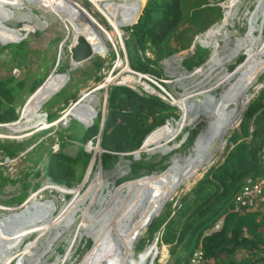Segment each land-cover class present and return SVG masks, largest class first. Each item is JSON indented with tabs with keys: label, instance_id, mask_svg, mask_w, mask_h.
<instances>
[{
	"label": "trees",
	"instance_id": "16d2710c",
	"mask_svg": "<svg viewBox=\"0 0 264 264\" xmlns=\"http://www.w3.org/2000/svg\"><path fill=\"white\" fill-rule=\"evenodd\" d=\"M188 1L147 0L137 22L126 29L128 36L124 40V45L129 65L134 71L159 76L156 69L159 60L163 58L161 51L164 47L174 50L170 41L176 39L175 31L182 23L189 22L197 30H203L222 17V10L211 0H194L191 6L193 14L189 15ZM142 3L144 1L139 0L135 11L124 20L125 22L136 19L139 13L137 12L138 6ZM206 10L213 11V13L210 16L206 15L204 14ZM19 25L21 26L23 23ZM132 48L134 54H132ZM29 52L31 50L28 38L16 43L0 45L1 67H5L7 71H11L12 68H17L20 71L18 77L10 73L0 76V124L16 121L19 117L17 109L23 102L24 95L35 91L45 80V76L36 78L34 77L35 73L32 75L28 70L25 71L28 67L26 60ZM196 57L197 55H193L184 59V66L192 68L203 63L206 58L199 60ZM56 58L55 56L53 63L56 62ZM99 59L93 61L92 67L85 71L88 75L93 74L96 81L101 79L97 74L98 68L101 66ZM63 70V64L59 63L57 71ZM49 81L44 86L50 83ZM76 95L77 92H68L65 87L55 96L58 98L57 100L61 99L66 105L70 100L75 99ZM29 105L25 113L31 112L32 108ZM106 106L107 113L102 128V116L100 115L91 126L84 128L81 125L82 132H75V129L70 125L65 130L57 132L59 151L56 153H53L51 145L44 141L34 143L36 137L22 141L0 140V166L6 158L20 157L24 162L33 163V159L38 157L41 169H36V174L44 172L55 184L72 187L82 179L92 158L91 152L84 151L83 143L89 140L94 143L98 141L103 151L97 160L100 161L103 168H109L117 159V153L138 149L143 139L153 129L164 124L167 120H175L178 117L177 109L160 97L142 91L140 94L126 86H110L107 91ZM94 112L89 111L85 115ZM82 113L83 111L80 113L81 116L77 117L85 121V115L82 116ZM54 116L53 112L50 118ZM164 126L154 130L146 138L144 146L158 136ZM250 127H253L252 132L249 131ZM248 135L252 138L244 140L243 138ZM174 136L171 137V140ZM195 136L196 131L192 130L184 145H192ZM48 139L53 142V138L49 137ZM263 140L264 89L259 91L247 104L238 129H235L229 138V142L235 145L224 152L223 160L217 165L211 166L195 182L190 191L179 200L177 198L172 202H166L159 215L154 217L148 225L149 239L155 232H158L157 245L159 247L165 245L168 249L170 263L168 260L164 264H187L193 251L199 247L202 252L203 264H264V218L257 221L258 214L253 211H232V200L241 191L246 179L256 180L264 176L259 160V149ZM70 141L80 144L74 155H69L62 150ZM195 143H198L197 139ZM175 147H178V144L168 145V152ZM144 156L142 154L139 160L131 162L130 176L132 177L130 178H138L166 167L161 164V161L153 163L151 160L144 159ZM32 168V166H27V170ZM6 179L19 180L17 177L13 179L5 175L0 170L1 186L5 185ZM21 200L19 194L6 201L3 200V202H20ZM50 206L52 204L46 206L45 210L48 211ZM222 216L221 227L216 231L209 232ZM32 229L33 227L30 230ZM15 232L17 231L13 230V232L0 235V245L2 244L0 262L3 261L4 264L10 260L6 253L8 249L15 246L17 253L18 244L27 233H30L27 232L19 238ZM142 242L143 240L140 241V245H136L137 251L142 248ZM154 264L163 263L155 259Z\"/></svg>",
	"mask_w": 264,
	"mask_h": 264
},
{
	"label": "rangeland",
	"instance_id": "374dc122",
	"mask_svg": "<svg viewBox=\"0 0 264 264\" xmlns=\"http://www.w3.org/2000/svg\"><path fill=\"white\" fill-rule=\"evenodd\" d=\"M193 1L194 0H189L188 1L189 3L187 4L189 15L193 14V8L191 7L193 4ZM257 1L258 0H243L238 5H235L236 7L233 6L232 8H230L229 4L227 3L228 2L227 0H211L212 3H216L217 5H220L222 7L221 9H223V10L225 9V11L226 10L228 11V15H225V17H224V19H226V22H227V26L225 27L227 34H226V32H223L224 33L223 35H225V37L227 38V41L229 43L227 45V48L223 49L224 50L223 52H218L217 56L220 59H222V57L225 55V53L229 52V50H231V48L234 47L236 38H242V37L247 36L246 41L243 43V48L246 47L247 52L244 54L243 49H242V51L233 60H228L227 62L224 63V69L228 72H232V73L236 72L237 69L240 68V66H242L243 64L240 65L239 67L237 65L246 61L251 56L252 57L254 56L253 59L251 58L253 61H255L254 59H256L255 62H259L261 64L262 68H264V61H261V62L257 61L259 59L262 60L263 54H264V49H263L264 48V43H263V40H264V4L261 3L262 6L261 7L256 6L257 7L256 8L255 5H256ZM7 2H10L11 4H8ZM14 2H15V4H13ZM70 2L72 4H74L75 6H77L81 10L82 15L77 12V9L71 10L70 7H68L69 12H66V13L72 12L71 14L73 16H77V17L81 16L80 22L84 23L85 27L90 29L92 37L94 38V39H90V41L94 44L95 49L97 51V53L94 55V57H92V59L87 60L85 62H82L80 65H78L76 67L69 65V60H70L69 59V44L72 41L73 32H74L73 26L71 25L69 20L68 21L63 20L61 18V16L56 12L44 11L43 7L38 9L35 6V4L31 6L27 0H21L19 3L16 2L15 0H0V3H1L0 7H2L3 9L9 10V11L11 10L13 12V14H11V18H12L11 20L7 19L4 23L3 20H5L6 18H4L2 20L0 19V40L5 43V42L12 41V40H15L18 38L19 35L16 34L9 27L17 28L22 33L21 34L22 37L24 36L25 38H28L29 49L31 50V52H29L28 56H27L26 65L28 67H27V69H25V71L28 70L30 72V74L35 73V75L34 74H32V75H34V77H36V78H38V76H45L46 79L48 77L52 76V74H51L52 72L57 73V74H59V76L63 77L65 74L63 72L66 71L67 74H65L66 75L65 79L62 80V78H61L62 84H63V81L66 80L65 83L63 84V88L67 87V91L71 92V93L77 92L75 99L70 100L68 102L69 104L67 103L66 105H64V102L61 99L59 101L56 100V99H58L56 96H54V99L57 101V105L53 106L50 103L53 100L49 101V99L46 102H44L45 99L47 98L46 95L48 96L50 94V92L53 90V88L56 87L60 83V77L59 76H55V77L53 76L49 81L50 83H48L46 86H44V84L39 85V87L42 85L41 90H40L41 93L38 94V97L36 99H34L35 102H38V100H40L43 97L42 99H43L44 103L38 104L39 105V111H38L39 113H42L46 110H47V112H51V108H53V112L56 113V116H61L69 108V105L71 102H76L79 99V97L85 93H86V96L87 95L88 96L89 95L95 96L93 99L95 101L92 100L91 103L93 105H95L96 108L98 109V111L100 112L103 109L104 96H105L104 89H102V90L96 89L97 85L100 84V82H99L100 80H102L104 78L105 81L109 80L110 84L113 85V84H117V83L122 82V78L124 76H126V77L130 76L136 80L138 77V75L136 74V71H134L133 69H130L131 67L130 68L128 67L129 63L127 65L128 59H127V56L125 53V49H123L125 46L123 38H125L126 33L121 28H116V30H114V27L112 26L111 22L106 17V14H111L114 12V9L109 6L110 2H117L119 4L122 3V4L127 5L125 0H102L101 2L98 3L99 4L98 10H97V7L94 6V4H91L89 1L70 0ZM63 6L64 5L62 3L61 7H63ZM28 8H29V11H28ZM128 9H130V7H128ZM122 10L123 9L120 7V11H122ZM59 11L62 12V10H59ZM211 13H213V11L206 10L204 12V14L209 15V16L211 15ZM255 13L257 14L255 19H253V18L251 19L250 17L252 16V14H255ZM13 16H15V17H13ZM260 16H262V17H260ZM65 17H66V14H65ZM23 19L27 20V21H24ZM17 20L22 21L23 25L18 26L17 25L18 23H16ZM221 21L222 20L219 21V19H218L217 21H214L213 23H211L212 24V25L210 24L211 26L208 25L209 28H208V26H206L203 30H199V29L197 30V28L189 22L182 23V25H180V27H178L175 31L176 39L173 41L172 40L170 41L171 47H173L174 50L164 47V49L161 51V56L165 57L169 54H172L175 51V48H176V51L179 52V50L186 47V45L188 46V44H191V40L193 38L198 37L201 34L203 35V33L205 31L211 29V27H213L215 25L220 24ZM250 21L253 22V24L251 23L252 30L249 32L248 30H249ZM118 22L125 23V21L122 22L121 19H117V23ZM5 24L8 25L9 27H7ZM24 24H28V25H24ZM116 24H115V27H116ZM261 24H262V27L260 29ZM85 30L86 29L84 28V31ZM116 31H117V33H116ZM202 31H204V32H202ZM200 32H202V33H200ZM118 35L119 36L122 35V37H119ZM110 36L112 37L111 39H110ZM189 38H191V39H189ZM220 38H222V36ZM210 40H211V42H213L212 38ZM218 42H219L220 46L224 45V42H222V43H220V41H218ZM203 44L209 45L206 42H204ZM60 45L62 46L61 47V52H62L61 58L63 61L62 64H63L64 70L63 71H53L52 68H53L54 57H55L56 53L58 52V50L60 49ZM229 45H230V47H229ZM231 45H233V46H231ZM254 46H255V49H254ZM257 46L260 48L259 50L263 49L262 53H255L254 52V50H256ZM198 49H199L200 53H198L196 51L195 56L197 55L199 60H201L200 58H205L208 56L209 51H206L205 49L201 48L200 46L198 47ZM218 50H220V49L218 48ZM190 51L191 52H188L187 55H182V54L181 55L184 57L190 56L193 54L192 53L193 49H190ZM178 52L173 54L169 58L163 60L162 72L158 68L156 70L158 72V75L160 74L159 77L162 76L163 79L171 80L169 82V84H166L165 87L170 92V94L173 95V97H175L176 99H178V97L180 96L178 94L184 95V93L186 92V91H184V88H183L184 86L189 87L190 90H188L187 92H189L188 94H193V95L189 96V98L187 99V102L190 104V109H191L190 112H193L200 105V103H201L200 101L203 102L202 99H203L204 93L202 91H204L205 89L208 90L207 93H209V94L214 93V94L219 95V93L222 89V86H220L216 89L210 90L208 85L210 86V84L214 83L216 80H218L219 78H221L223 76V72H222L223 61L222 60H221V62L216 61V58H217L216 57L214 62L212 63V66L209 68L204 61L205 64L203 63L197 67L198 68L197 70L202 68L201 74H199V75L193 74L190 77H187L186 79L185 78L181 79L179 74H180L182 68L178 65V57L177 56L175 57L176 54L177 55L180 54ZM113 54L116 56H113ZM132 54H134L133 48H132ZM210 54H211V52H210ZM248 56H250V57H248ZM97 58H100L99 60L101 62V66H100V68H98V71H97V74L100 75V77H101V79L99 81H96L94 79L93 74L88 75L85 73V71H88L92 67V65H93L92 62L95 61ZM219 62H220V64H219ZM183 65H184V63H183ZM236 67H238V68L236 69ZM188 69H190V68H188ZM9 72L10 71H7L5 69V67L3 68L0 65V76L7 75ZM256 73H258V72L254 73V71H251L250 73H248L246 75V77L244 78V80L242 79L243 84L244 85L250 84L252 82V75L256 74ZM258 79L260 81L262 80V82H263L264 73ZM136 80H132L131 82L127 80V82L125 84L126 85L128 84L130 86L137 88L138 84L136 83ZM179 80H181V81H179ZM228 82L231 83L232 81H230V80L226 81V86L229 84ZM220 84H222V82ZM182 85H184V86H182ZM138 91H140V90H138ZM249 92L252 93V88L249 89ZM36 93H37V90L34 91L33 93H31V95L29 94L30 96L27 94L24 95V100L19 105V107L17 109V111L19 112L20 118L23 117V111H24L27 103ZM250 93L247 92V94L244 96V98L241 100V102L238 100L240 102L239 106H242L243 111L247 107L248 103H246V102L248 100V97L250 96ZM88 96H87V98H88ZM234 98H236V97H234ZM86 99H83V101H81V102H83V103H84V101L86 102L87 101ZM176 99H174L173 106L177 107L176 111L178 113L177 114L178 117L174 121L171 120L173 123H171V122L170 123L172 124L173 127H171L170 125H166V130L162 134V137L158 138L157 140L154 139V141L149 144L148 149H150V151L145 152L144 153L145 156L143 157L144 159L151 160V162H153V163H158L159 161H161V164L166 165V167L163 169H160V170H156V171L152 172L151 174H149L148 176H144V177L139 178V179H143V178L149 179L153 176H155V178H158V177L160 178L162 175H165L167 172L171 171L168 169L170 167L172 168V166L175 164L173 157L181 158L182 159L181 164L182 163L185 164L183 159L187 158L189 153L192 154L191 158H190V154L188 156V158H190V161L189 162L186 161L187 164L185 167V171L186 170L187 171L184 172L183 174H180V177H177L174 181L171 182V183H173V185H176V187L164 200H166L167 198H170L171 196L176 197L179 200L184 194H186L190 191L191 187L195 184L196 181H198L204 175V172L209 167L215 166L218 163H220L223 160L224 152L230 150L235 145L232 142L231 143L229 142V138L232 135L233 131L235 129H238V127L232 126V128H234V129L229 130V132L225 136L226 142H225L224 148L222 150L219 149L215 153L216 156L214 158L213 163H211V165L205 166L203 169H201L202 163L206 161L207 157H209L211 152L213 153V150L212 149L207 150V148L203 147L202 144H197L195 146L194 150L191 151L194 144H192L190 146H186L184 144L182 145V144H180L179 140H180V138L183 137V135H186L187 130L196 131V137H198V134H200L205 129V127L207 125L206 118L201 116L202 120L198 119L195 122L191 123V125L189 122V118H186V121H184V123L185 122L186 123L183 124L182 127L179 126L180 127V129H179L178 128V125H179L178 121L180 120L181 112H180V108L178 106H175V104L177 103ZM228 100H230V99H228ZM35 102L30 103V105H29L30 108H32L33 103H35ZM203 103L213 110H216V108H218V106H215L214 101L211 102V101H207V99H204ZM220 106H222V105H220ZM28 110H29V108H28ZM89 110L94 111L92 108H89ZM81 111H84V110H78L77 112L74 113V115H76L75 117L79 118L80 120H82V119L80 117H77V116H81V114H80ZM87 112H89V111H87ZM235 112H238V110L233 111L232 116H234ZM242 112L239 113L238 115L234 116V117H236L238 122H239V119H240ZM70 114H72V112H70ZM26 115L27 116H24L22 119H20V121L17 122L14 126L9 125V128H7V127L4 128L3 126H0V132L5 137L11 138V136H13L11 138V140L22 141V140H26L30 137H36V139H35L36 141H34V143L37 144L41 141H44L45 143L52 146L56 140H55V138H53V140H54V143H53L48 139V136H49L48 132H49V130H51V128H49V127L42 128V125L36 124L37 122L36 123L27 122V120H30V119H38L39 120L40 118H37V117L35 118L34 116H36V115L33 116L32 112L31 113L29 112ZM37 115H39V114H37ZM90 115L91 114L88 113L87 115H85V118L87 119ZM181 119H183V118L181 117ZM68 121H69L68 124H65L63 126V128L64 127L67 128V126L70 125L72 128L75 129V132H77V133L82 132V130H83L82 126L80 124H78L76 121H74L73 118L68 119ZM38 122H40V120ZM244 123H245V121H244ZM26 127H31V128L28 129ZM10 128H15V129H10ZM174 129L179 130L178 137L175 140L173 139L168 145L173 146L175 144H178V147L173 148L170 152H166L163 150L160 151L156 147V145L157 144H163V142H165L166 140L168 141L169 138H171L174 135V133H175ZM49 137H51V136H49ZM250 138H252V137H250V135H248L243 139L244 140H250ZM4 140H8V139L4 138ZM79 145L80 144L76 141H70L69 144L63 148V151L69 155H73V153L76 151V149ZM92 147H94V146L92 145ZM92 151H93V156L96 158V160L94 162V165L92 164L93 166L90 168V170L88 168V171H87L88 177H87L86 183L80 189H79L80 186L69 187L68 189H71L72 192H68V193L64 192V190H66L67 188L64 189V188L60 187L59 185H57L55 187L56 184L51 183L49 177H47L44 174V172H40V174H39V172H37V174H36V169H41V167H40L41 164L39 163L40 159L38 157L33 159V163L24 162L23 160H21L22 158H20V157H15L13 159H7L6 158V160L3 162V164H1L2 166H0V170L5 175L10 176L13 179L17 177V178H19V180L14 181L11 179H6L5 185L1 186V184H0V189H1L0 190V206H5V203L2 202V200H7L10 197H16L17 195L20 194V198L23 199L24 196L26 195V193L27 194L28 193H33V194L35 193L34 194L35 196L32 198L35 201H44L47 199V200H50L54 203L55 206L54 207H53V205L50 206L48 211H50L49 215L54 214V216H57L60 213V210H62V208L64 207V205L67 204L66 201H69L71 198H74L73 192L75 193V191L79 189L80 194L78 193L77 196L78 197L81 196V198H83L82 202L78 201V203L75 206V212H74V214H72V217H74V219H73L71 224L66 225L70 231L78 233L79 232L78 226H80V229L82 227L80 224H81V220H82V216H83L84 211L88 210L90 213H94L97 210H100V209L108 206L107 202L109 200V195H110L109 187L111 189H114V188L118 187L119 185L123 184L124 182L131 180V179L128 180V177L130 176L129 165H128L130 163V159L127 158L128 157L127 155H118L117 156L118 158L116 159V160L120 159L118 162H116V160H114L115 164L113 163V165H111L109 168H103L102 166H100V164H98L99 162H97V158L100 155V147H98V148L94 147V149H92ZM142 153H143V151H142ZM42 159H43V156H42ZM199 165H200V168H199ZM27 166H32L33 168L27 170ZM164 171H165V174H163ZM24 174L26 175L25 177H24ZM126 176H128L127 180L124 179ZM191 176H193V177H191ZM136 180H138V179H136ZM60 189H61V191H60ZM122 190L124 191L125 189H122ZM152 191H153V189H152ZM37 192H39V193H37ZM86 194H87V196H86ZM124 194H125V192L124 193H118V196L116 197L115 202L112 204V206H110L109 210H114L113 208H115L116 202L118 200H121L124 197ZM158 194L159 193L154 194L155 197L152 200V202H155V199H156ZM77 196H75V197H77ZM164 200H162L159 203V205L154 208V210L153 209L152 210L147 209L145 213H143V214L141 213L142 216L140 215V217L138 219V223L140 224L139 226H141L143 224L144 220L146 218H148V215L152 216L153 214L158 212V210L160 209V206L164 202ZM170 202H172V201H170ZM19 203L20 202H18L17 204H19ZM36 205L37 204H33L32 207L36 206ZM132 205H133V203L130 204L129 210L131 209ZM178 206H180V204H178ZM29 207H31V206H29ZM163 207L161 208V211H162ZM53 209H54V213L52 212ZM15 212H17V211H9V216H13V213H15ZM33 212L34 211H32L30 214H32ZM71 212H73V211H71ZM126 212H128V211H126ZM0 214L4 215V212L0 210ZM96 214H97V212L95 213V215ZM102 214H103V212L98 214V216H97L98 218L97 217L95 218V215H94L93 219H96L95 222L98 221L99 217L102 216ZM126 214H128V213H126ZM126 214H124V216H126ZM151 216H149V217H151ZM8 218L9 217H7L6 219H3L2 221L7 220ZM260 219L261 218L258 215L257 221H260ZM73 222H75V223H73ZM66 223H67V220L61 221L59 224L51 226L50 231H53V229H55L60 233V238H66V234L68 235L70 233L65 232V230L60 229ZM120 224H122V223H120ZM40 225H42V224H40ZM40 225H37L36 227L33 226V228L35 227V229L32 231L31 234L27 235L28 236L26 239L27 240L26 243L28 242L27 245L22 246V244H21L22 242H24V239L26 236L20 241L19 246H21V248L18 247L19 250L17 253L19 255V257H20V254L23 251H25L26 248L28 246H30V244H32L34 242V239H37V235L41 229ZM140 231H141V229L139 230V233H140ZM43 235L47 236L48 231ZM45 236L38 237V241L36 242L33 250L31 251V255H29V256L24 255V257H23L24 260L25 261L27 260L29 262V264H33V263L34 264H79L86 257L87 252L90 250V248L93 245V243H91L89 248L85 249V246L83 244L84 240H82V241L80 240V243L76 240L74 242L73 246L71 247L72 248V251H71L70 245L73 242V238L72 239L71 238L66 239L67 243L62 244V246H64V248H65L66 253L63 255H59V252H56V256L57 255L60 256V258L57 259L56 256H54V251H52V250H54V246L50 245V240H48V244L46 245V247L44 246L43 243L41 244V242L45 238ZM81 238H83V237H81ZM87 238H88V236H87ZM152 239H153V235L149 239L147 229H144V231H142V233L139 235L137 241L134 243L133 250L130 254V259H129L130 261H128L127 264H136L140 260L139 259L140 256L143 255L142 251L144 249L146 251L147 250L146 248H148V246H152V244H151ZM141 240H143V242L141 244L142 248L140 249V251H137L135 249V247H136V245H140ZM31 246L29 248H31ZM59 250H61V247H59ZM158 251H159V255H158V253L154 254L155 257L158 255V258L156 257L157 261L160 263H163V264L167 263L169 260L167 247L165 245L161 246V247L158 246ZM141 253H142V255H141ZM51 255H52V257H51ZM27 257H29L30 259H28ZM47 257H50V258L47 259ZM19 259H20L21 264H26L25 261L23 263V261H22L23 259L21 257ZM55 259H57V260L55 261ZM150 259H151V256H148L146 258L144 264H147V262ZM168 263H170V260Z\"/></svg>",
	"mask_w": 264,
	"mask_h": 264
},
{
	"label": "bare ground",
	"instance_id": "6f19581e",
	"mask_svg": "<svg viewBox=\"0 0 264 264\" xmlns=\"http://www.w3.org/2000/svg\"><path fill=\"white\" fill-rule=\"evenodd\" d=\"M15 1L19 3L21 0H15ZM27 1L31 6L35 4V6L38 9L43 7L44 11L56 12L61 16V18L63 20H65V21L69 20L71 25L73 26V30H74L73 38L75 40H76V37H77V39L78 38L79 39L85 38L91 44V50H92L93 54L97 53L94 44L90 41V39H94L92 37L90 29L85 27L84 23L80 22V17L73 16L71 13H66V12H69L68 7H70L71 10L77 9V12L82 15L81 10L77 6L72 4L70 2V0H67V1L66 0H27ZM94 1H96V0H94ZM99 1H101V0H99ZM227 1H228L227 3L229 4V7L232 8L233 6L236 7L235 5H238L243 0H227ZM10 2H7V3L11 4L12 2L11 3ZM62 3L64 5L63 7H61ZM261 3L264 4V1L258 0L256 3L257 4L256 6L261 7L262 6ZM13 4H15V2ZM138 4H139V0H132V2L130 4H127V5L122 4V3L119 4L117 2H110L109 6L112 7L114 9V11H115V7H116V11L118 12L117 15L113 14L112 15L113 18L110 19L112 26L115 27V24L117 23V19H121V21L126 20L129 17V15L132 14L133 11H135V8ZM120 7L123 9L122 11H120ZM128 7H130V9H128ZM59 10H62V12H60ZM28 11H29V8H28ZM11 14H13V12L11 10L9 11V10H6V9H3L2 7H0V19L1 20L4 18L10 19ZM65 14H66V17H65ZM5 15H9V16H5ZM108 15L110 16V14H108ZM225 15H228V12H225ZM225 15H224V17H225ZM256 15H257L256 13L252 14V16L250 18L255 19ZM13 17H15V16H13ZM125 23H129V22H125ZM251 23L253 24V22L250 21L249 30H248L249 32L252 30ZM226 26H227L226 19L223 18L220 24L211 27V29L207 30L204 34V42L208 43L209 45H211L213 43L212 44L213 51H212L211 56L207 60V66H208V68L211 67L212 63L214 62L216 57H217L216 61L221 62V60H222L223 61V63H222L223 76L221 78H219L218 80H216L214 83L210 84V86L208 85L210 90L216 89V88L222 86V89H221L219 95L214 94V93L209 94V93H207L208 90L205 89L204 91H202L204 93L202 100H203V102H204V99H207V101H211V102L214 101L215 106H218V108H216V110H213V109L209 108L207 105H205L202 101H200L201 103L199 102L200 105L198 106V108L195 111L190 112V110H191L190 104L187 102V99L189 98V96H192L193 94H188L189 92H187V91L190 89L188 86H184V85H182V86H184L183 87L184 91H186L184 93V95L178 94V95H180L178 97V99L174 98L177 100L176 105L180 108V112H181L180 120L178 121V124H179L178 128L179 129H180V127L183 126V124L186 123V122L184 123V121H186V118H189V122L191 125V123L195 122L198 119H201V116H202V117L206 118L207 125H206L205 129L197 137V141L199 142V144H202L203 147L207 148L209 141L216 140L217 137H220V140L215 145V147L212 149L213 153L211 152L209 157H207L206 161L202 163L201 169H203L205 166L211 165V163H213L214 158L216 156L215 153L219 149L222 150L224 148V145L226 142L225 141L226 134L232 128V126L235 127L237 125L236 123L238 122V120L234 116H236L242 112V106H239L241 100L244 98V96L247 94V92L250 93L249 89L252 88L255 85V83L257 84L259 75L262 72H264V68H262L261 64L259 62H255L256 59H254L255 61H253L252 59L254 58V56L252 57L251 55H250L251 57L248 56V57H250L249 59H247L246 61L237 65L239 67L240 65L243 64L242 66H240V68L236 67V69L238 68L236 72L232 73V72H228L224 69V63L227 62L228 60H233L240 53V51H242V49H243L244 53L247 52V48L246 47L243 48V43L246 41V37H247V36H245V37L236 39L234 47L231 48V50H229V52L225 53V55L222 57V59H220L218 56H216L217 55V48L219 47L218 40L221 39L220 38L221 34H223V32H226V30H225ZM261 27H262V24L260 26V29H261ZM84 28L86 29L85 30L86 32L84 31ZM116 28L117 27H115V29ZM226 34H227V32H226ZM212 37H213V42H211V40H210ZM223 40L227 41V38H223ZM204 42H202V43H204ZM263 43H264V40H263ZM231 46H233V45H231ZM229 47H230V45H229ZM254 49H255V46H254ZM259 49L260 48L257 46V48H256V50H254V52L255 53H262V50L264 48L261 50H259ZM257 61H260V62L264 61V54H263V59L262 60L259 59ZM220 62H219V64H220ZM197 69L198 68H195L193 71H189V72L183 69L185 72H180L179 76L181 79L182 78L186 79V77H190L193 74H197V75L201 74L202 68H200L199 70H197ZM251 71H254V73L255 72H258V73L252 75V82L250 84L244 85L243 80L246 77V75L248 73H250ZM53 76L55 77L57 75H52L51 77H53ZM51 77L48 78V80L45 82V84L50 80ZM61 78L62 77H60V83L56 87L53 88V90L50 92V94L53 91H55L56 89H58L60 86H62ZM127 80L131 82L132 80H135V79L130 77V76H127V77L124 76L122 78L123 82H125ZM229 80L232 82L231 83L228 82L229 84L226 86V81H229ZM179 81H181V80H179ZM221 82H222V84H220ZM167 84H169V82H167ZM145 87L148 88L147 86H145ZM87 96H86V93L81 95L79 97V100L76 101V103H72L70 105V107L72 105L73 106L71 108L69 107L66 110V113H65L66 115L64 114L65 116L61 118V122H60L61 124H63L65 122V120L68 121L69 116L75 117L74 113L77 112L78 110H84L82 113V116H84L87 111L93 112L92 110H89V108H92L95 112L93 114H91L85 121H82L76 117L75 118L79 119L84 125H87L89 123L90 119L91 120L94 119L96 112H97V108L95 105H93L91 103V101L94 99L95 96L89 95L88 98H87ZM234 97H236L237 99ZM83 99H86L87 101L86 102L84 101V103L81 102V101H83ZM228 99H230V100H228ZM30 100L27 103V105L23 111L24 115L29 113V112L25 113V111H26V108L28 107V105L30 103ZM93 101H95V100H93ZM38 102H40V101H38ZM220 105H222V106H220ZM75 110H77V111H75ZM236 110H238V112H235L234 116H232V112L236 111ZM31 112L33 113V115H36V116H34L35 118L36 117L37 118L42 117L41 115H37V114H40L38 111L31 110ZM70 112H72V114H70ZM181 117L183 119H181ZM39 120H40V122H38ZM39 120L38 119H30V120H27V122H30V123L38 122L36 124H39V125L41 124L42 127H46V123H44V121H42V119H39ZM65 124H63V125H65ZM26 128H31V127H26ZM232 129H234V128H232ZM165 130H166V125L164 126L163 130L161 131V133L158 136H156L155 138L150 140L144 146L143 150L148 152L150 150V149H148L149 144L152 143L154 141V139L157 140L158 138H161L162 134L165 132ZM178 132H179V130L176 129L174 135H176ZM12 137L13 136H11V138ZM169 139L171 140V138H169ZM168 144H166V145L157 144L156 147L160 151L163 150V151L168 152ZM188 156H187V158L183 159L185 164L184 163L181 164V160H182L181 158L173 157L175 164L172 166V168L170 167L171 169L170 168L168 169L171 171L167 172L166 174L164 171L163 174H165V175H162L160 178L159 177L155 178V176H153L149 179L143 178V179H138V180H130V181L124 182L123 184L119 185L118 187H116L114 189H111L109 187L110 191L109 190L108 191L110 193V197H109V200L107 202L108 206H106L104 208L101 207L102 209L96 211L97 212L96 215H95L96 212L90 213L88 210H85V212L83 213V216H82L81 224H80L82 227L80 229V226H78L79 232L77 235L79 237H86V238L88 236L89 239L93 238L92 239L93 245L90 248V250L87 252L86 257L82 261L80 260L81 262L79 264H127L128 261H130L129 260L130 254H131L132 249H133L132 246L137 241V239H138L139 235L142 233V231H144L145 223L149 220V218H150L149 216H151V215H148V218H146L144 220L143 224L141 226H139L140 224L138 223V219H139L141 213L142 214L145 213L147 209H150V210L153 209L154 210V208L156 206H158L159 203L162 200H164L175 189L176 185H173V183H171V182L174 181L177 177H180V174H183L184 172L187 171V170L185 171V167L187 164L186 161L187 162L190 161L192 154H190V158H188ZM199 168H200V165H199ZM87 177L88 176L86 175V178ZM191 177H193V176H191ZM56 186L57 185H55V187ZM82 186H83V184L79 187V189ZM79 189L76 190L75 193L73 192L74 198H71L69 201H66L67 202L66 205L63 204L64 207L62 208V210H60V213L57 216H54V214L49 215L50 211L49 212L46 211L45 207L52 204V202L51 201H45V202H41V203L39 202V204H37L36 206H33V207L32 206L31 207L26 206L24 209L13 213V216L4 215V217H2V218L0 217V235L8 233V232L10 233V232H13V230H15V231H17V232H15V233H17V237L21 238L22 235H25L27 232L32 233V231L35 229V227L37 225L42 224V225H40L41 226L40 232L37 235V238H38L39 235H42L43 233L50 230L51 226L59 224L61 221L67 220V223L62 227V230H65V232H66L68 230V227L66 225L71 224V218H72V214H74V212H75L76 204L78 203V201L82 202V199H83V198H81V196H79V197L77 196L78 193L80 194ZM122 189H125V190L123 191ZM152 189H153V191H152ZM60 191H61V189H60ZM64 192L68 193V192H72V191H71V189H66V190H64ZM124 192H125L124 197L121 200H118L116 202L115 208L112 207L114 210H109L110 206H112V204L115 202V199L118 196V193H124ZM37 193H39V192H37ZM156 193H159V194L157 195L155 202H152V200L155 197L154 194H156ZM34 196L35 195H33L32 197H34ZM75 196H77V197H75ZM131 203H133V205H132L131 209L129 210ZM8 211H15V210L13 208H9ZM32 211H34V212L32 214H30ZM71 211H73V213ZM126 211H128V212H126ZM102 212H103L102 216H100L98 221L95 222L96 219H93L94 215L96 218L98 216V214H100ZM126 213H128V214H126ZM124 214H126V216H124ZM7 217H9L7 220L2 221L3 219H6ZM73 223H75V222H73ZM120 223H122V224H120ZM33 226H35V227L32 230H30ZM140 229H142V230L139 233ZM28 234L29 233H27V235ZM35 244H36V239L34 240V242L32 244H30V246L32 245L31 248H29L30 246H28L26 248V250L20 254V257L23 259L22 260L23 263L25 261L23 258L24 255H27V256L31 255V251L33 250ZM146 249L147 250L143 252V255L141 253L142 256H140V258H139L140 260L136 264H139V263L144 264V262L148 256L152 257L154 255V250H155L154 244H152V246H148V248H146ZM59 255H60V253H59ZM59 255L56 256L57 259L60 258ZM17 256H18V258H20L18 254H17ZM28 259H30V258L28 257ZM57 259H55V261ZM25 263L29 264V262L27 260L25 261Z\"/></svg>",
	"mask_w": 264,
	"mask_h": 264
},
{
	"label": "clouds",
	"instance_id": "9594fccd",
	"mask_svg": "<svg viewBox=\"0 0 264 264\" xmlns=\"http://www.w3.org/2000/svg\"><path fill=\"white\" fill-rule=\"evenodd\" d=\"M85 1H89L91 4H94L95 5V2H94V0H85ZM102 1V0H101ZM101 1H98L97 2V10H98V3L99 2H101ZM108 2V1H107ZM125 2L127 3V4H130L131 2H132V0H125ZM146 2H147V0H145V2L144 3H142L141 5H139L138 6V9H137V12H139L138 13V16H137V18L134 20V21H131V22H129V23H120V22H118L117 24H116V27L117 28H121L125 33H126V36H125V38H123L124 40L127 38V36H128V31L126 30L128 27H130V26H132L133 24H135L136 22H137V20L139 19V16L141 15V13H142V11H143V9H144V7H145V4H146ZM104 5V4H103ZM102 5V6H103ZM257 5V4H256ZM256 5H255V7H256ZM219 7H220V9L222 8L220 5H218ZM222 10V17L219 19V21L220 20H222L223 18H224V15H225V12H228L227 10L225 11V9L223 10V9H221ZM254 11V10H253ZM91 14V13H90ZM5 16H9V15H5ZM260 17H262V16H260ZM8 18V17H7ZM12 18H10V19H8V20H11ZM7 19H5V20H3L4 21V23H5V21H6ZM95 20V19H94ZM24 21H27V20H24ZM16 23H18L17 25L18 26H20L19 24H22L23 22L22 21H19V20H17L16 21ZM6 25V24H5ZM212 25V24H211ZM210 25V26H211ZM7 27H9L8 25H6ZM22 26V25H21ZM114 27V26H113ZM10 29H12L16 34H18L19 36H18V38L17 39H15V40H12V41H8V42H2L1 40H0V45H6V44H8V43H16V42H19V41H21V40H24V39H27V38H25L24 36L22 37L21 36V32L17 29V28H12V27H9ZM208 28H209V26H208ZM207 28V29H208ZM206 29V30H207ZM114 30H116L115 29V27H114ZM205 31V30H204ZM204 31H202V32H204ZM202 32H200V33H202ZM206 32V31H205ZM205 32L203 33V35L201 34V35H199L198 37H195V38H193L192 40H191V44H188V46H186V47H184V48H182L181 50H179V52L178 51H174L172 54H170V55H167V56H165V57H163V58H161L160 60H159V62H158V64H157V68L158 69H160L161 70V72H162V63H163V60H165V59H167V58H169L170 56H172L173 54H175V53H180V54H176L175 55V57L177 56L178 57V65L182 68V70H181V72H185L184 70H186V71H192L193 69H195V68H197L199 65H197V66H194V67H192V68H190V69H188V68H186L184 65H183V60L184 59H187V58H189L190 56H193V55H195V52L197 51L198 53L200 52L199 51V49H198V47L200 46L201 48H203V49H205L206 51H209V54H208V56L205 58V63H206V65H207V60L209 59V57L211 56V54H212V51H213V46H212V44L211 45H206V44H203L202 42L204 41V34H205ZM116 33H117V31H116ZM224 34V33H223ZM221 35L222 36V38L221 39H219L218 41H220V43H222V42H224V45L223 46H220V44H219V49L220 50H218V48H217V55H218V52H223L224 50L223 49H226L227 48V45H228V41H225V40H223V38H226L225 37V35ZM112 36V35H111ZM110 36V39L112 38ZM119 36V35H118ZM119 37H122V35L121 36H119ZM124 37V36H123ZM74 38L72 37V40H73ZM212 39H213V37H212ZM236 39H238V38H236ZM65 41V40H64ZM111 41V40H110ZM236 42V41H235ZM72 43V41L70 42V44ZM219 43V42H218ZM69 44V45H70ZM61 45H60V49L58 50V52L56 53V62L55 63H53V71H57V67H58V65H59V63H63V61H62V58H61V56H62V52H61ZM123 49H125V46H124V48ZM188 49H193V54L192 55H190V56H187V57H184V56H182V55H187V53L188 52H190V50L188 51ZM211 49V50H210ZM69 51H70V49H69ZM184 51H188L187 53H185ZM210 52H211V54H210ZM241 52V51H240ZM125 53H126V56H127V52H126V49H125ZM244 53V52H243ZM96 54V53H95ZM95 54H93V57H94V55ZM182 54V55H181ZM245 54V53H244ZM216 55V56H217ZM114 56H116V55H114ZM69 59H70V52H69ZM90 59H92V58H90ZM89 59V60H90ZM127 59H128V57H127ZM207 59V60H206ZM70 61V60H69ZM204 61H203V63H204ZM128 63H129V61H127V65H128ZM203 63H201V64H203ZM204 63V64H205ZM200 64V65H201ZM129 68H130V65L128 66ZM130 69H132V68H130ZM184 69V70H183ZM131 72V71H130ZM129 72V73H130ZM11 75H14L15 77H18L19 75H20V71L17 69V68H12L11 69V71L9 72ZM63 73H65V74H67L66 73V71L65 72H63ZM132 73V72H131ZM137 74H141V75H152V76H154V77H156V78H162V76L161 77H159V76H156V75H153V74H149V73H139V72H136ZM187 73V72H186ZM264 72H262L260 75H259V77L263 74ZM52 75H57V76H59V74H57V73H54V72H52L51 73ZM64 74V76L62 77V76H59V77H62V80L63 79H65V75ZM258 77V78H259ZM49 78V77H48ZM48 78L46 79L45 78V80L41 83L42 85L43 84H45V82L48 80ZM187 78V77H186ZM184 79V78H183ZM61 80V81H62ZM104 78L102 79V80H98L99 82H100V84L99 85H97V87H96V89L98 90V89H104V93H105V96H104V104H103V109H102V111H98V109H97V112H96V115H95V117H94V119H93V121L89 124V125H84L79 119H76L75 117H73V116H69L68 117V119H70V118H73L74 119V121H76L78 124H80V125H82L84 128H87V127H89V126H91L92 124H93V122H94V120L98 117V115L100 116H102V119H101V128L103 127V124H104V118H105V115H106V113H107V109H106V103H107V91H108V88L110 87V86H112L111 84H110V81L109 80H104ZM66 81V80H65ZM65 81H63V84L65 83ZM102 82V83H101ZM127 81H125V82H120V83H117V84H113V85H119V86H126V87H128L125 83H126ZM260 82H262V80L260 81L259 79H258V82L257 83H260ZM63 84H62V86H60L58 89H56V90H58L56 93H51V94H49L48 96L46 95V97H48V99H49V101L51 100H53L54 99V96L59 92V91H61L62 89H63ZM41 85V86H42ZM41 86L39 87H37L36 89H35V91L37 90V92L39 91V89H41ZM139 86V85H138ZM166 86V84H163V87H165ZM254 86H256V84L254 85ZM253 86V87H254ZM252 87V92H253V90H254V88ZM166 88V87H165ZM55 90V91H56ZM138 90H140V91H138ZM138 90H135V91H137V92H139L140 94H141V91L143 92V90H142V88H141V86H139V89ZM263 90V89H262ZM261 91V90H260ZM34 92V91H33ZM32 92V93H33ZM29 95V94H28ZM30 95H31V93H30ZM29 95V96H30ZM250 95H251V93H250ZM249 98V97H248ZM254 97H252L251 99H253ZM47 98L45 99V101L44 102H46L47 100H48ZM251 99H248L247 100V102L246 103H249V101L251 100ZM79 100V99H78ZM43 102V100L42 101H40L39 103L41 104H43L44 103ZM72 103H76V102H71L70 103V105L72 104ZM69 104V103H68ZM168 104H170V103H168ZM173 104H174V102H173ZM70 105H69V107H70ZM171 105V104H170ZM73 106V105H72ZM71 106V107H72ZM173 106V105H172ZM175 106H177L176 104H175ZM70 107V108H71ZM175 108H177V107H175ZM38 111H39V105H38ZM24 113V112H23ZM53 113V112H52ZM55 113V112H54ZM65 113H66V111H65ZM65 113H63L61 116H56V113H55V116L54 117H52V118H50V113H48L47 112V110L46 111H44V112H42V113H40L39 115H41L42 117L40 118V119H42V121H44V123H46V127H49V128H51V130H49V132H48V135L49 136H51V138H55V143H54V140H53V145L51 146V149H52V152L53 153H56V152H58L59 151V142H58V140H57V132H61L62 130H65L66 129V127H64L63 128V124H68V122L69 121H67V120H65V122L63 123V124H61L60 122H61V118L62 117H64L66 114ZM243 113V112H242ZM65 114V115H64ZM24 116H27L26 114L24 115L23 114V117ZM22 117V118H23ZM241 117H242V114H241ZM240 117V118H241ZM22 118H20V117H18V119L16 120V121H13V122H8V123H2V124H0V126H3L4 128H9V125H12V126H14L17 122H19L20 121V119H22ZM174 121V120H173ZM173 123L171 120H167L164 124H166V123ZM38 123V122H37ZM170 123V124H171ZM164 124H162V125H160V126H158V127H156L155 129H153L149 134H151L154 130H156V129H158L159 127H161V126H163ZM36 125V124H35ZM41 125V124H40ZM239 126V122L237 123V125L235 126V127H238ZM68 127V126H67ZM171 127H173L172 126V124H171ZM42 128H45V127H42ZM10 129H15V128H10ZM29 129V128H28ZM9 130V129H8ZM176 130V129H175ZM191 132V130H187V132H186V135H183V137L182 138H180V140H179V142H180V144H185V142H186V140H187V137H188V135H189V133ZM148 134V135H149ZM148 135L143 139V141H142V144L140 145V147L138 148V149H136V150H134V151H131V152H123V153H117V156L119 155V154H122V155H127L128 157V159H130V163L128 164L129 165V173H130V175H131V171H130V165H131V162L132 161H134V160H139L140 159V157H141V155L142 154H144L146 151L145 150H143V148H144V142H145V139L148 137ZM199 135V134H198ZM49 136H48V138H49ZM178 137V133L174 136V140L176 139ZM3 138V139H2ZM4 138L5 139H8V140H11V138L10 137H5L1 132H0V140H4ZM172 139V140H173ZM196 139H197V137L195 136V138H194V141H193V144H195V142H196ZM172 140H168V141H166V142H164L163 144L164 145H166V144H168V143H170ZM88 143V144H87ZM87 144V145H86ZM83 145V149H84V151H86V152H91L92 153V158H91V161H90V163H89V170H90V168L94 165V162H95V160H96V158L93 156V151H92V149H94V147H100L99 146V144H98V141L97 142H93L92 140H89V141H87V142H85V143H83L82 144ZM92 145L94 146V147H92ZM92 147V148H91ZM63 150V149H62ZM103 150H102V148L100 147V153L102 152ZM142 151H143V153H142ZM150 151V150H149ZM145 155V154H144ZM100 156V155H99ZM118 158V157H117ZM120 159H118V160H116V162H118ZM97 162H99L98 164H100V166H102L101 165V163H100V161L99 160H97ZM93 164V165H92ZM115 164V163H114ZM210 168V167H209ZM208 168V169H209ZM207 169V170H208ZM206 170V171H207ZM88 169H86L85 170V172L83 173V177H82V179L76 184V185H74V186H72V187H76V186H81L82 184L84 185L85 183H86V181H87V178H86V175L88 174ZM205 171V172H206ZM154 172V171H153ZM204 172V173H205ZM152 173V172H151ZM151 173H149V174H151ZM149 174H145V175H142V176H140V177H138V178H136V179H139V178H141V177H144V176H148ZM127 177L128 176H126L124 179H126L127 180ZM131 176H129L128 177V180H133V179H135V178H130ZM50 179V178H49ZM86 179V180H85ZM248 179H250V178H248ZM247 180V179H246ZM253 180V179H252ZM50 182L51 183H53V184H55L54 182H52L51 180H50ZM246 182V181H245ZM56 185H58V184H56ZM60 187H62V188H64V189H68L69 187H67V186H64V185H59ZM242 189V188H241ZM241 192V191H240ZM240 192H238V194L240 193ZM85 194V193H84ZM237 194V195H238ZM34 194L33 193H26V195L24 196V198L20 201V203L19 204H17L18 203V201H13V202H9V203H7V202H4L5 203V206H0V210L1 211H3L4 212V215H9V211H8V209L9 208H13L15 211H19V210H22V209H24L26 206H32L33 204H39V202L41 203V202H45V201H50V200H44V201H35L34 199H32ZM90 195V194H89ZM236 195V196H237ZM18 196V195H17ZM86 196H87V194H86ZM177 196V195H176ZM236 196L233 198V200H232V211H235V205H236V201H235V198H236ZM109 197H110V195H109ZM10 198H13V197H10ZM10 198H8V199H10ZM169 198H167V200H168ZM171 199V200H170ZM170 199L167 201H165V203L166 202H170V201H173L174 199L176 200L177 198L176 197H173V196H171L170 197ZM6 201V200H5ZM35 201V202H34ZM178 201V200H177ZM2 202H3V200H2ZM52 202V201H51ZM164 203V204H165ZM52 205H53V207L55 206L54 205V203L52 202ZM164 206V205H163ZM162 206V207H163ZM2 207V208H1ZM7 208V209H6ZM54 210V209H53ZM160 211H161V208L159 209V211H158V214L157 215H159V213H160ZM85 212V211H84ZM244 212V211H243ZM253 212H255V211H253ZM53 213H54V211H53ZM73 213V212H72ZM258 215H259V217L262 219V218H264V216H261V214L259 213V212H256ZM4 215H1L0 214V217L2 218V217H4ZM156 215V216H157ZM155 216V217H156ZM73 219H74V217H72L71 218V223H72V221H73ZM219 221H222V223H223V216L222 217H220V219L213 225V227L211 228V230L209 231V232H213V231H216V230H218V229H216V230H213V228H214V226L219 222ZM222 225V224H221ZM54 226V225H53ZM221 227V226H220ZM60 229H62V228H60ZM147 229V228H146ZM66 232H69L70 234H66V238H60V233L57 231V230H55V229H53V231H50V230H48V235L47 236H45V235H43V234H45V233H43L42 235H39V237L40 236H45V238L42 240V242H41V244L43 243L44 244V246L46 247V245L48 244V240H50V245L51 246H54V250H52V251H54V256H56V252H59L60 253V255H63V254H65L66 252H65V248H64V246H62V244H64V243H67V241H66V239H72L73 238V242H72V244L70 245V249H71V251H72V246H73V244H74V240H76V238L78 237V233L77 232H72V231H70L69 229L66 231ZM29 234H31V233H29ZM68 236V237H67ZM27 235H26V237H25V239H24V242H22L21 244H22V246H25V245H27L28 244V242L26 243V239H27ZM24 238V237H23ZM158 238H159V233L158 232H155L154 234H153V239H152V243L151 244H154V248H155V250H154V254H156V253H158V255H159V251H158ZM29 239V238H28ZM59 239V240H58ZM84 239H85V242L83 241V244H84V246H85V249H88L89 248V246H90V244L92 243V239L93 238H86V237H84ZM35 240V239H34ZM38 241V238L36 239V242ZM58 241V242H57ZM89 241V242H88ZM26 243V244H25ZM150 244V245H151ZM1 246H2V244L0 245V248H1ZM56 246V247H55ZM134 246V245H133ZM133 246H132V248H133ZM162 246H164V245H162ZM19 247H21V246H19ZM59 247H61V250H59ZM197 249H200V247L199 248H197ZM197 249H195V250H197ZM9 251H7L6 253H7V255H8V257L10 258V260L6 263V264H15V263H20V259L18 258V256H17V253H16V251H15V246L14 247H12L11 248V250L10 249H8ZM83 250V249H82ZM133 250V249H132ZM194 250V251H195ZM87 251V250H86ZM145 251V249L142 251V252H144ZM193 251V252H194ZM53 255V254H52ZM52 255H51V257H52ZM158 255L156 256L157 258H158ZM153 257H155V255H153L152 257H151V259L149 260V261H151L152 260V263L154 264V260L156 259V257L155 258H153ZM28 258V257H27ZM50 257H47V259H49ZM149 261L147 262V264H149ZM3 261H1L0 262V264H4V263H2ZM34 264V263H33Z\"/></svg>",
	"mask_w": 264,
	"mask_h": 264
},
{
	"label": "built area",
	"instance_id": "2783aa9c",
	"mask_svg": "<svg viewBox=\"0 0 264 264\" xmlns=\"http://www.w3.org/2000/svg\"><path fill=\"white\" fill-rule=\"evenodd\" d=\"M189 50L190 49H188V51ZM188 51H184V52L187 53ZM137 75H138L137 80L135 79L136 83L138 85L140 84L139 86H141L144 93H147L149 95H156L165 102L173 105L175 97H173V95L171 96L170 92L165 87H163V84H167V82H170L171 80L156 78L152 75H141V74H137ZM138 85L137 88H135L127 84V86L133 90H138L139 89ZM145 86H147L148 88H146ZM253 88L254 90L248 99L255 97L260 90L264 89V80L263 82L257 83L256 86H254ZM164 125L171 126V124L168 122ZM259 160L261 162L262 169L264 172V142L260 145ZM235 201H236L235 211L237 212L255 211V212H259L261 216H264V176L256 180L247 179L241 189V192L236 196ZM221 224L222 221H219L214 226L213 230L219 229ZM80 238L81 237L79 236L76 238V240L79 243L80 240L81 241L84 240L85 242L84 237L81 239ZM187 264H203L202 252L200 249H197L192 253V256L190 257L189 262Z\"/></svg>",
	"mask_w": 264,
	"mask_h": 264
},
{
	"label": "water",
	"instance_id": "95a60500",
	"mask_svg": "<svg viewBox=\"0 0 264 264\" xmlns=\"http://www.w3.org/2000/svg\"><path fill=\"white\" fill-rule=\"evenodd\" d=\"M69 49H70V51H69L70 52V61H69L70 66L76 67V66L80 65L82 62H85V61H87L93 57V52L91 50V44L85 38H80V39L78 38L77 39V37H76V40L73 39L72 43L69 45ZM58 90L54 91L53 93H56ZM47 99H48V97H47ZM241 118L239 119V123L241 121ZM219 140H220V137H217L216 140L209 141L208 145H207V150L213 149ZM133 180H136V179H133ZM166 200H164V202L161 204L160 208H162V206L164 205ZM157 214H158V212L153 214L149 218V220L145 223V229L148 227V225L150 224L152 219ZM149 264H153L152 260L149 262Z\"/></svg>",
	"mask_w": 264,
	"mask_h": 264
},
{
	"label": "crops",
	"instance_id": "0c3cea01",
	"mask_svg": "<svg viewBox=\"0 0 264 264\" xmlns=\"http://www.w3.org/2000/svg\"><path fill=\"white\" fill-rule=\"evenodd\" d=\"M99 0H96V1H94L95 2V5L94 6H97V2H98ZM143 1H145V0H143ZM70 13H72V12H70ZM113 14H118V12L116 11V7H115V11L113 12V13H111L110 14V16L108 15V14H106V17L108 18V20L110 21V19H112L113 18ZM78 17H81V16H78ZM40 90L41 89H39V91L33 96V98L30 100V103H32V102H35V100L34 99H36L37 97H38V94H40L41 92H40ZM43 98V97H42ZM40 99V100H38V101H42L43 99ZM57 100V99H56ZM55 99H53V101L52 102H50L53 106H55V105H57V101H56ZM59 101V100H58ZM29 103V104H30ZM38 104H39V102H35V103H33V106H32V110L33 111H38ZM50 104V105H51ZM106 109H107V106H106ZM53 112V108H51V112H48V113H52ZM93 120V119H92ZM91 119H90V121L89 122H91L92 121ZM250 132H252V127H250V130H249ZM264 142V140L262 141V143ZM261 143V144H262ZM76 152V151H75ZM75 152L73 153V155L75 154ZM89 168V165H88V167L86 168V169H88ZM156 174V173H155ZM158 174V173H157Z\"/></svg>",
	"mask_w": 264,
	"mask_h": 264
},
{
	"label": "flooded vegetation",
	"instance_id": "af4514ba",
	"mask_svg": "<svg viewBox=\"0 0 264 264\" xmlns=\"http://www.w3.org/2000/svg\"><path fill=\"white\" fill-rule=\"evenodd\" d=\"M197 144H199V142L194 144V146H193V148H192V150H191V151H193V150H194V148H195V146H196ZM191 151H190V152H191ZM189 154H190V153H189ZM189 154H188V155H189Z\"/></svg>",
	"mask_w": 264,
	"mask_h": 264
}]
</instances>
